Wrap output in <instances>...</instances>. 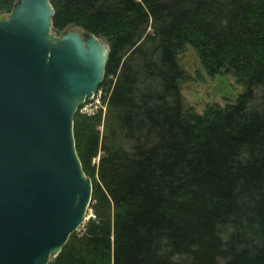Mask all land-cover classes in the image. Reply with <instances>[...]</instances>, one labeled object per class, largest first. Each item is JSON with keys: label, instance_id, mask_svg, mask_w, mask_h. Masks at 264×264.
<instances>
[{"label": "trees", "instance_id": "obj_1", "mask_svg": "<svg viewBox=\"0 0 264 264\" xmlns=\"http://www.w3.org/2000/svg\"><path fill=\"white\" fill-rule=\"evenodd\" d=\"M49 1L109 54L103 114L72 120L92 217L48 264H264V0ZM187 46L233 103L183 106Z\"/></svg>", "mask_w": 264, "mask_h": 264}, {"label": "water", "instance_id": "obj_2", "mask_svg": "<svg viewBox=\"0 0 264 264\" xmlns=\"http://www.w3.org/2000/svg\"><path fill=\"white\" fill-rule=\"evenodd\" d=\"M49 0L0 17V264H48L89 215L91 181L72 120L109 49L78 27L56 35Z\"/></svg>", "mask_w": 264, "mask_h": 264}, {"label": "rangeland", "instance_id": "obj_3", "mask_svg": "<svg viewBox=\"0 0 264 264\" xmlns=\"http://www.w3.org/2000/svg\"><path fill=\"white\" fill-rule=\"evenodd\" d=\"M7 15L3 14L0 17H6ZM177 59L179 66L187 75V80L181 83L180 86V94L185 108L191 107L196 113L201 114L207 105L218 104L224 106L226 103H233L237 95L242 92V87L229 74L208 76L191 47H185L178 54ZM100 97H102V93L95 92L92 99L85 103L86 108L91 109L93 112L101 110L103 114L104 106ZM83 224L78 227L77 231L82 229ZM52 258L53 256L50 257V261Z\"/></svg>", "mask_w": 264, "mask_h": 264}, {"label": "built area", "instance_id": "obj_4", "mask_svg": "<svg viewBox=\"0 0 264 264\" xmlns=\"http://www.w3.org/2000/svg\"><path fill=\"white\" fill-rule=\"evenodd\" d=\"M86 102L82 103L79 107H78V112L80 114H84V115H87V116H90V115H93L95 112H93L91 109H87L85 105Z\"/></svg>", "mask_w": 264, "mask_h": 264}]
</instances>
